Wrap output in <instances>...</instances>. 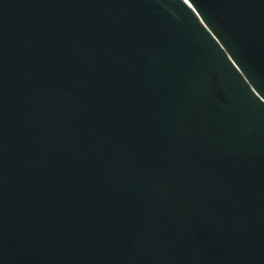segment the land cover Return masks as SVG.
Returning <instances> with one entry per match:
<instances>
[{"label":"water","instance_id":"obj_1","mask_svg":"<svg viewBox=\"0 0 264 264\" xmlns=\"http://www.w3.org/2000/svg\"><path fill=\"white\" fill-rule=\"evenodd\" d=\"M0 264H264V0H0Z\"/></svg>","mask_w":264,"mask_h":264}]
</instances>
